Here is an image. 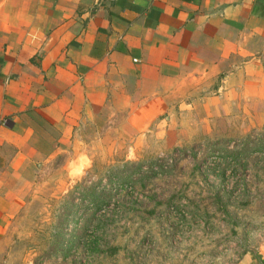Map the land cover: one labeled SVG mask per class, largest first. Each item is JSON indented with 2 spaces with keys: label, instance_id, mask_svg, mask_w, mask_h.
I'll list each match as a JSON object with an SVG mask.
<instances>
[{
  "label": "crops",
  "instance_id": "crops-1",
  "mask_svg": "<svg viewBox=\"0 0 264 264\" xmlns=\"http://www.w3.org/2000/svg\"><path fill=\"white\" fill-rule=\"evenodd\" d=\"M246 120L264 121V0H0V245L46 180L68 192L70 162L138 161ZM235 264H264V246Z\"/></svg>",
  "mask_w": 264,
  "mask_h": 264
},
{
  "label": "rangeland",
  "instance_id": "rangeland-1",
  "mask_svg": "<svg viewBox=\"0 0 264 264\" xmlns=\"http://www.w3.org/2000/svg\"><path fill=\"white\" fill-rule=\"evenodd\" d=\"M234 125L191 147L96 162L62 195L46 180L6 229L0 264H235L257 251L264 121Z\"/></svg>",
  "mask_w": 264,
  "mask_h": 264
},
{
  "label": "clouds",
  "instance_id": "clouds-1",
  "mask_svg": "<svg viewBox=\"0 0 264 264\" xmlns=\"http://www.w3.org/2000/svg\"><path fill=\"white\" fill-rule=\"evenodd\" d=\"M84 159H87V158L86 157H79L78 158V160H84ZM89 164H90V162H89ZM73 165L75 166L74 167L75 174H77V175H83L84 174V168L78 162H70L69 167H73ZM69 174L72 175L73 173L70 172Z\"/></svg>",
  "mask_w": 264,
  "mask_h": 264
}]
</instances>
